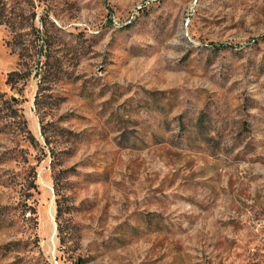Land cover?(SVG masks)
I'll use <instances>...</instances> for the list:
<instances>
[{
    "label": "rangeland",
    "instance_id": "374dc122",
    "mask_svg": "<svg viewBox=\"0 0 264 264\" xmlns=\"http://www.w3.org/2000/svg\"><path fill=\"white\" fill-rule=\"evenodd\" d=\"M0 264H264V0H0Z\"/></svg>",
    "mask_w": 264,
    "mask_h": 264
},
{
    "label": "trees",
    "instance_id": "16d2710c",
    "mask_svg": "<svg viewBox=\"0 0 264 264\" xmlns=\"http://www.w3.org/2000/svg\"><path fill=\"white\" fill-rule=\"evenodd\" d=\"M11 75H12V74L10 73L9 78L11 77Z\"/></svg>",
    "mask_w": 264,
    "mask_h": 264
}]
</instances>
